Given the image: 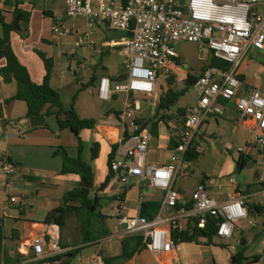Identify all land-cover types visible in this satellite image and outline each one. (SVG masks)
I'll return each instance as SVG.
<instances>
[{"label":"crops","instance_id":"crops-1","mask_svg":"<svg viewBox=\"0 0 264 264\" xmlns=\"http://www.w3.org/2000/svg\"><path fill=\"white\" fill-rule=\"evenodd\" d=\"M43 2V11L51 14V17L31 9L36 3L35 0H0V15L7 24L12 23V12L15 8L30 14L27 37L22 38L18 32L13 31L10 35V45L33 83L40 84L45 74L43 62L35 51L43 53L46 58H51L53 66L59 63L62 57L69 59L77 68L82 66L81 61L91 62L93 66L97 64L102 66L103 58L106 57L107 74L100 77L116 80L125 75V68L122 72L120 69L124 67L121 53L124 33L112 32L106 25L96 23L90 29L88 39L95 44L97 52L91 53L86 42L75 48L76 39L84 37L87 32L86 20L84 19V25L78 23L79 18L67 22L68 19L64 17V0ZM55 26L60 27L62 34L53 32ZM93 36H97L95 41L92 39ZM113 53L120 59V67L114 62H109ZM262 54L264 51L251 55L261 58ZM249 64L256 65L259 74L264 73V65L255 64L247 58L244 69ZM3 65L4 62L1 60L0 68ZM255 76L253 81L258 82H252L245 77L249 84L264 88ZM75 79L77 85L83 84L80 81L77 83L76 73ZM98 79L94 82L95 88ZM72 84L64 72L51 74L50 86L61 92L65 104L74 92ZM16 92L14 79L4 82L0 77V157L8 158L16 166L8 192H0V220L3 231L0 264H24L35 261L32 260L33 253L29 240L43 232L46 214L60 206L63 194L77 187L80 181L76 174H60L61 158L53 155L59 148H63L69 157L75 158L77 139L67 134L66 130L55 132L44 125L25 129L23 120L27 117V108L23 101L14 99ZM119 97L123 98L122 95H116L113 100L116 101ZM139 97L140 108H150V99ZM142 100L146 101L145 104L141 102ZM116 116L115 114L112 121L111 115L108 114L101 120L94 119L96 124L93 129L79 133L80 155L83 160H88V148L92 143L99 146L97 157L90 163L94 173L93 192L101 197V200L112 198L117 205L110 213L102 214L99 211L102 220L91 219L94 226L87 232L95 235L100 220L102 226L110 232L105 238L82 243L80 227L72 228L66 236H63L65 226L63 227L60 244L62 243L65 252L61 254L64 255L62 260H67L68 257L65 255L78 249L70 264H103V258L118 257L121 253L120 240L125 236V224L121 223V218L139 216L142 201L158 202L159 208L162 203L164 193L161 190L146 186L136 178H130L129 183L125 185L127 189L122 201L115 198L125 186L110 182L102 191H96L109 173L107 159L110 146L115 142ZM236 117L233 105L225 104L222 115L210 116L199 125L192 140L198 156L194 161L181 166L172 184L180 196L181 203L189 205L192 192L202 183L209 198L217 203L225 202L228 194L242 195L246 201V212L249 206L253 205L264 209V200L261 198V193L264 192V149L247 154L248 162L243 168L247 174L242 181L235 177V164L239 157L237 149L245 148L252 138V123L245 121L242 125H236ZM45 122L46 118L44 124ZM179 125L169 119L157 124L156 132L152 134L149 142L148 163L158 166L167 162L172 146L175 145L174 135ZM185 172H188V175ZM231 178L234 179L235 186L231 184ZM9 196L16 197L17 204H7L6 199ZM163 214L169 215L168 212ZM240 240L245 241L242 246L239 245ZM239 248H243L245 258L257 257L256 261H245L243 264H264V213L257 215L250 213L249 217L240 220L229 239L215 236L209 243L202 238L196 242L173 243V249L162 254H155L144 248L126 261L117 260L111 264H231V257Z\"/></svg>","mask_w":264,"mask_h":264},{"label":"built area","instance_id":"built-area-1","mask_svg":"<svg viewBox=\"0 0 264 264\" xmlns=\"http://www.w3.org/2000/svg\"><path fill=\"white\" fill-rule=\"evenodd\" d=\"M64 6L65 18H83L87 23V32L76 39L75 48L86 42L91 53L97 52L88 39L96 23L112 32L129 34L121 43L125 75L120 80L100 77L96 86L99 101L110 102L116 95L124 98L115 118L117 148L110 161L111 182L125 186L130 178H136L161 190L164 196L154 219L122 217L124 235H141L144 248L162 254L173 249L172 231L193 226L202 229L210 216L219 220L216 236L231 238L235 225L247 218L244 196L228 194L225 202L217 203L201 183L192 192L187 208L172 184L181 166L187 164L184 154L199 125L210 116L222 115L225 104L233 105L236 125L252 123L251 141L237 149L239 155L264 149V88L249 84L243 69L249 53L264 51V0H64ZM53 32L63 31L55 26ZM179 42L204 44L222 64L204 67L193 82L196 103L186 109L167 162L156 166L147 162L152 138L149 119L155 111L159 78L183 72L174 49ZM139 96L150 99V108H140ZM15 172V164L0 157L1 193L8 192ZM230 182L235 186L233 178ZM261 194L264 200V192ZM6 202L17 204L18 199L9 196ZM59 234V227L49 224L33 236L29 240L32 260L63 254Z\"/></svg>","mask_w":264,"mask_h":264},{"label":"trees","instance_id":"trees-1","mask_svg":"<svg viewBox=\"0 0 264 264\" xmlns=\"http://www.w3.org/2000/svg\"><path fill=\"white\" fill-rule=\"evenodd\" d=\"M125 1V0H122ZM17 4V3H16ZM13 18L19 19V25L21 32L19 33L22 38H26L28 34L29 12H24L15 8L12 12ZM44 15L51 17V14L44 12ZM0 61L4 62V65L0 68V77L4 82H8L11 78L14 79L17 86V92L14 99L21 100L26 104L27 113L26 118L35 116H54L58 126V130H69L73 136L77 139V156L75 158L69 157L63 148H59L53 155H58L61 158L62 166L60 174H76L79 177V185L67 192H65L61 198V205L50 210L43 223L45 225L55 224L59 227L61 232L65 226L67 217L73 213L78 221L80 227V233H82L81 242L86 243L98 239L105 238L109 235V230L102 226L99 220L96 227L97 232H87L94 226L91 222L92 218L103 219L100 215L98 207L101 197L93 192L94 186V173L91 167V162L97 157L99 146L97 143H92L89 148L88 160H83L81 153V141L79 133L83 130L93 129L96 121L94 119H82L79 118L74 104L77 94L85 89L87 85H81L79 89L70 97L67 104L63 103V95L61 92L56 91L50 86V77L53 70V60L46 58L41 52L35 51V53L42 60L45 74L40 84H35L31 81L26 68L21 65L13 53L10 45V35L13 32L12 23H5L0 15ZM129 34H124L123 37H127ZM222 63L210 55L209 62L206 66H220ZM96 66V65H94ZM205 66V67H206ZM123 78V75L116 80ZM197 76L187 74L183 81V88L176 90L173 88L174 76L164 78L165 90L157 93L155 111L152 117L149 119L152 123L151 133L154 135L156 127L159 122H165V120H172V117L168 115V112L174 111V123L179 125L184 122L185 108L178 107L172 109L178 100L185 95V93L191 88L193 82ZM116 115L118 112L115 113ZM179 117V118H178ZM176 118V119H175ZM46 127V125L44 124ZM173 147V146H172ZM117 145L110 146V153L108 154L107 167L108 175L105 180L99 185L96 191H102L111 182L112 173L109 170L110 161L115 156V150ZM198 154L195 151L193 142L189 145L187 151L184 154V160L186 162H192L197 158ZM248 162V158L243 155H239L236 164L235 171L242 170ZM127 187H123L122 191L116 196L115 199L122 201L124 193ZM190 205H187V208ZM159 208V203L155 201H142L139 206V216L144 217L147 220H152ZM252 214L264 213V209L259 206H249L247 209V217ZM218 218L208 216L204 228L199 229L193 226L185 231H172L171 239L174 244L181 242H196L199 238L205 239L207 243L211 238L216 236V225ZM3 231L2 223L0 220V251L2 249ZM63 248V246L60 244ZM121 253L118 257L103 258V264H111L115 261H126L130 259L136 252L144 249L143 238L141 235H126L120 240ZM241 249V250H240ZM78 253V249L72 250L67 255L68 259L63 261L64 255H57L51 258H46L40 261L26 262L24 264H70V260ZM257 257H251L247 259L243 256V248H239L232 257L231 264H243L245 261H256Z\"/></svg>","mask_w":264,"mask_h":264},{"label":"rangeland","instance_id":"rangeland-1","mask_svg":"<svg viewBox=\"0 0 264 264\" xmlns=\"http://www.w3.org/2000/svg\"><path fill=\"white\" fill-rule=\"evenodd\" d=\"M36 3L32 5L31 9L34 11H37L39 13L43 12L44 8V2L43 0H35ZM67 19V18H66ZM73 19H68L67 22L72 21ZM78 23L80 25L85 24V20L83 18L77 19ZM101 35V34H100ZM97 36H93L92 39L95 41ZM175 52L179 56L181 62H182V71L178 72L174 76V82H173V88L176 90H180L183 88V81L187 74L198 76L200 74L202 68L206 66L209 62L210 58V52L208 51L207 47L202 43H189V42H179L174 46ZM257 57V56H256ZM255 56H252L250 53L246 57L247 59L251 60V62L255 64L264 65V54L256 58ZM106 57L103 58V65L97 64L96 66H93L91 62H82V66L77 68L75 65H72L69 62V59L62 57L59 63L54 64L52 74L58 73L64 74L68 77L72 85L74 86V92L73 94L79 89L81 84L77 85L75 83V73L77 75V83L82 82V85H87V87L83 90H81L76 97V101L74 104V109L78 115L79 118L82 119H95V120H101L102 117L105 114L111 115V121L114 120L113 117L116 112H119V110L122 107V97L117 98L116 101H110V102H102L99 101L96 97V88L94 86V82L100 78L101 75L107 74L106 67ZM109 62H114V64L117 67L121 66L120 59L116 56V53H113L111 58L109 59ZM124 71V67L121 68ZM244 69V68H243ZM245 75L250 79L252 82H258L253 81V76L258 78L259 84L264 87V73L259 74L257 72L256 65L249 64L244 69ZM115 74H119L116 73ZM165 82L164 77H160L158 80V90L157 92H163L165 90ZM72 94V95H73ZM140 97H137L139 99ZM197 96L195 92L190 88L183 97H181L178 102L175 104V106L172 109L180 108H188L190 105H193L196 103ZM143 104L146 102L145 100L141 101ZM68 103V102H67ZM146 113L148 114V110H146ZM168 115L172 117V120H174V111L168 112ZM179 118V117H178ZM176 119V118H175ZM45 125L47 128L54 130L55 132H58V126L56 123V119L54 116H49L46 118ZM67 134H70L73 136L69 130L65 129ZM90 148V147H89ZM88 148V151H89ZM246 170H239L235 171V177L242 181V178L246 175ZM114 193V190L111 191ZM110 197V196H109ZM116 202L112 198H106L100 200V205L98 207V210L103 213H110L114 208H116ZM77 217L71 213L67 217L66 223H65V229L63 231V236H66L72 228H79V221L76 219ZM60 240L62 233L59 234ZM61 242V241H60ZM62 244V243H61Z\"/></svg>","mask_w":264,"mask_h":264},{"label":"water","instance_id":"water-1","mask_svg":"<svg viewBox=\"0 0 264 264\" xmlns=\"http://www.w3.org/2000/svg\"><path fill=\"white\" fill-rule=\"evenodd\" d=\"M182 3V1H181ZM12 28L14 31L20 33L21 32V27L19 25V19L17 17L13 18L12 21ZM44 120L45 117L40 115V116H35V117H29V118H25L23 120V127L25 129H29V128H33V127H39V126H43L44 125ZM245 243V241L240 240L239 245L242 246Z\"/></svg>","mask_w":264,"mask_h":264}]
</instances>
